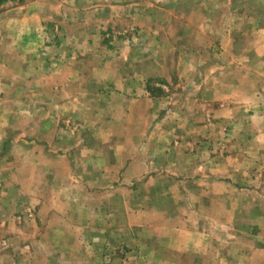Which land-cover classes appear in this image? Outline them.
I'll return each instance as SVG.
<instances>
[{"label": "crops", "instance_id": "0c3cea01", "mask_svg": "<svg viewBox=\"0 0 264 264\" xmlns=\"http://www.w3.org/2000/svg\"><path fill=\"white\" fill-rule=\"evenodd\" d=\"M254 2L0 0V264H264Z\"/></svg>", "mask_w": 264, "mask_h": 264}, {"label": "rangeland", "instance_id": "374dc122", "mask_svg": "<svg viewBox=\"0 0 264 264\" xmlns=\"http://www.w3.org/2000/svg\"><path fill=\"white\" fill-rule=\"evenodd\" d=\"M17 2H22V1H24V0H16ZM225 1V0H224ZM254 1V0H253ZM255 2L256 3H260L261 5H262V7L264 8V0H255ZM254 2V4H256ZM233 3H236V6H239V8H241L242 7V4L241 3H247V0H232V4ZM257 5V4H256ZM260 12H263L264 13V11H260ZM260 12H258V13H256L255 15H259L260 14ZM261 15V14H260ZM129 27L130 26H128V27H126V30H129ZM132 27H134V26H132ZM248 30H246L245 32H248V31H250L251 29L250 28H247ZM250 29V30H249ZM131 31H133V29L131 30ZM133 33V32H132ZM125 34H127V33H125ZM249 41V40H248ZM206 123L207 124H210L209 122H207L206 121ZM220 143H223L221 140H218V141H216V146L217 145H219ZM141 191H145V187H143L142 188V190ZM149 202V201H148ZM153 202L155 203V205L154 206H159V207H161V203H163L164 204V206H166V205H168V206H171L172 207V209L173 208H177V202L178 201H167V200H165V199H154L153 200ZM31 205V204H30ZM29 205V203L28 202H25V204H23V206H22V208H20V211L18 212V215L17 216H15L14 217V220H15V222L18 224V225H20V224H23L24 223V221H26L27 222V220H26V218H24V213H27V215H29V214H33L34 213V208H32L31 206ZM23 213V214H22ZM34 218L32 217V218H30V220L28 219V221H31V220H33ZM168 220H165V222H167ZM25 222V223H26ZM169 222V221H168ZM16 224V225H17ZM17 225V226H18ZM0 235H1V233H0ZM11 236H13L14 234H10ZM151 235V233H149V236ZM156 236L157 237H159V233H156ZM170 236V235H169ZM146 237H141V239H142V241L145 239ZM157 239H160V238H156V239H154V241L155 240H157ZM157 242H160V241H157ZM136 249H139V248H136ZM129 252H132V251H129L126 247L125 248H118V249H115V251H114V253L116 254H118L119 256H122V258H125V256L127 255V256H129L128 254H129ZM134 253H135V255L134 254H132L133 255V258H142V256H141V252H140V249L138 250V251H134ZM140 256V257H139ZM139 261H141V263L143 262V260H139Z\"/></svg>", "mask_w": 264, "mask_h": 264}]
</instances>
